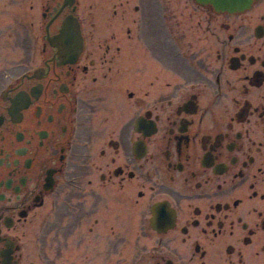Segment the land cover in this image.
Listing matches in <instances>:
<instances>
[{
    "label": "flooded vegetation",
    "instance_id": "flooded-vegetation-1",
    "mask_svg": "<svg viewBox=\"0 0 264 264\" xmlns=\"http://www.w3.org/2000/svg\"><path fill=\"white\" fill-rule=\"evenodd\" d=\"M0 264H264V0H0Z\"/></svg>",
    "mask_w": 264,
    "mask_h": 264
},
{
    "label": "water",
    "instance_id": "water-1",
    "mask_svg": "<svg viewBox=\"0 0 264 264\" xmlns=\"http://www.w3.org/2000/svg\"><path fill=\"white\" fill-rule=\"evenodd\" d=\"M202 4H210L217 11H238L248 8L253 0H197ZM51 41L62 46V55L75 58L80 53L83 42L80 35V28L75 17H68L64 20L61 32L51 38Z\"/></svg>",
    "mask_w": 264,
    "mask_h": 264
}]
</instances>
